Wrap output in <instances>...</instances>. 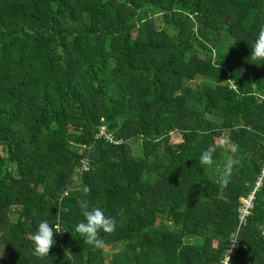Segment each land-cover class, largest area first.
<instances>
[{
    "label": "trees",
    "instance_id": "1",
    "mask_svg": "<svg viewBox=\"0 0 264 264\" xmlns=\"http://www.w3.org/2000/svg\"><path fill=\"white\" fill-rule=\"evenodd\" d=\"M261 26L264 0H0V264H220L264 157ZM82 185L115 220L102 248L75 230ZM42 220L63 231L40 258ZM258 223L264 185L234 264H264Z\"/></svg>",
    "mask_w": 264,
    "mask_h": 264
},
{
    "label": "clouds",
    "instance_id": "2",
    "mask_svg": "<svg viewBox=\"0 0 264 264\" xmlns=\"http://www.w3.org/2000/svg\"><path fill=\"white\" fill-rule=\"evenodd\" d=\"M250 57L253 63L257 61L261 62L256 63L258 66L264 64V26L259 28L258 34L251 47ZM226 144L227 141H221L219 145H210L201 153L198 161L199 164L202 166H212L215 163L214 154L217 147H224ZM228 150L232 153H236L238 148L232 145ZM238 163V160L230 159L219 169L218 180L221 186L226 187L230 182L234 167ZM79 191L85 197L84 199L78 200L84 220L77 224L75 230L83 237L84 244H88L94 248H102L104 241L100 238L99 234L101 230L105 233H112L116 226L115 220L112 217L106 216L104 211L99 207L90 208L87 196L91 192V188L88 185H82ZM248 215H251V211H249ZM256 226L260 234L264 236V224L258 223ZM62 231L63 230H61L58 225H54L53 227L50 226L47 220H42L36 232L31 236V240L34 244L33 254L40 258L48 256L50 248L55 243L54 232L59 234ZM238 240V238H234L231 241V248L227 254V264H229L230 261L229 252ZM137 251H139V249H137Z\"/></svg>",
    "mask_w": 264,
    "mask_h": 264
},
{
    "label": "built area",
    "instance_id": "3",
    "mask_svg": "<svg viewBox=\"0 0 264 264\" xmlns=\"http://www.w3.org/2000/svg\"><path fill=\"white\" fill-rule=\"evenodd\" d=\"M260 98L264 100V94H261ZM93 140L94 142L104 141L106 143H110L114 145H120L123 142L122 140L117 139L115 135L112 132H110L105 125L97 127V130L93 135ZM263 153H264V146H263ZM88 169H89V160L87 158H81L76 168L77 172L81 173L82 171ZM263 185H264V157L262 164L260 166L258 176L254 182L252 189L247 195H244L240 198L241 203L238 207V226L236 231L233 233L232 238L230 239V243L227 249L225 250V253L223 255L220 264H227V254L231 248V241L234 238H238L239 240L236 241L235 245L232 247L231 251L229 252V256H230L229 264H234L235 258L237 256V252L241 247V241H240L241 230L248 224V220L250 217L248 213L249 211H251L252 213V210L255 206L257 193Z\"/></svg>",
    "mask_w": 264,
    "mask_h": 264
},
{
    "label": "rangeland",
    "instance_id": "4",
    "mask_svg": "<svg viewBox=\"0 0 264 264\" xmlns=\"http://www.w3.org/2000/svg\"><path fill=\"white\" fill-rule=\"evenodd\" d=\"M164 26H165V24H164ZM179 141H180V135H179L178 133H174V134L171 135V142H172V143H177V142H179ZM76 171H77V170H76ZM75 174H76V173H75ZM74 178L77 179V174L74 175ZM76 179H75V180H76ZM107 253H108V255H111V249H110V248L107 249Z\"/></svg>",
    "mask_w": 264,
    "mask_h": 264
}]
</instances>
